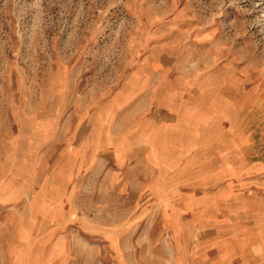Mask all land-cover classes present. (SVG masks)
<instances>
[{"label": "rangeland", "instance_id": "1", "mask_svg": "<svg viewBox=\"0 0 264 264\" xmlns=\"http://www.w3.org/2000/svg\"><path fill=\"white\" fill-rule=\"evenodd\" d=\"M122 96L138 117H75L106 147L85 184H62V155L58 178L24 186L36 114L51 129L58 106L62 141L73 104L119 109ZM0 117L23 134L4 163L0 264H50L34 254L76 232L96 264H264V0H0ZM39 189L54 233L38 226Z\"/></svg>", "mask_w": 264, "mask_h": 264}, {"label": "crops", "instance_id": "2", "mask_svg": "<svg viewBox=\"0 0 264 264\" xmlns=\"http://www.w3.org/2000/svg\"><path fill=\"white\" fill-rule=\"evenodd\" d=\"M132 89V88H131ZM60 96V95H59ZM57 95V99L62 102H69L68 97L65 99L59 98ZM130 98L128 96H122L121 101H119L118 107L114 104V102L107 103L105 107H96L94 109L89 108L88 110L85 108V106H81L80 112H77L76 114V106L75 104L72 105L70 109V113L67 115V117L74 121V123H78L75 128L69 130V132L66 135H62V141H59V131L58 129H55V123L58 122V117H62L61 113L58 112V106L54 108L57 114H55L56 118L55 120H52L50 128H48V124L43 123V117L40 115V113L35 115L36 117H41V120H39L40 124L38 125V129L34 130L35 135L31 133V138H26L24 136V147H30L32 149H25V154H35L34 162H35V175L34 179L32 177H28L27 174H23V172L20 175L21 179H24L25 183L24 186L34 185L42 186L47 184V181H44V176L46 180L55 179L58 178L57 174L58 172H54L55 166H51L53 162H57L60 156L69 155L68 160L70 161V164H68L67 170L65 172L64 178L61 180L62 184L65 186L67 185H78L85 184L87 175L89 173L90 167L92 162L96 164L97 161V155L100 153V151L106 150L105 142L102 141L101 135H95L88 134L87 133V126L88 119L87 118H78L75 117H138V106L139 103H135L136 100H132L131 104H129ZM56 102V101H55ZM57 103L60 104V102L57 101ZM58 104V105H59ZM36 105V104H35ZM38 105V104H37ZM36 105V106H37ZM51 105L54 106V103ZM129 106V109L123 110L121 107L123 106ZM60 107V106H59ZM116 107V108H115ZM38 109V107L36 108ZM75 111H74V110ZM118 109V114L116 115V110ZM39 110V109H38ZM64 110V109H63ZM104 110V111H103ZM124 111V112H123ZM123 112V113H122ZM40 115V116H39ZM57 115V116H56ZM34 119V121H35ZM17 120L16 117H0V186H8L10 187L13 185L14 176L10 174V172L7 170V166L4 165L5 161H11L10 154L12 153H19L20 150H18L15 147L16 139L21 138L19 137L20 133L22 132V129H20L18 123H17V134L15 140H11V132H14V126L12 124H16ZM47 122V121H46ZM72 127V126H71ZM105 137H107L105 135ZM18 140V139H17ZM16 148V149H15ZM27 158V157H26ZM25 158V162L27 159ZM24 161V159H23ZM94 166V165H93ZM6 168V169H5ZM50 170V177H46V170ZM45 170V172H44ZM86 173V174H85ZM85 174V175H84ZM12 178V180H11ZM55 181V180H54ZM53 182L50 181L49 184ZM7 187V188H8ZM6 190V188L4 189ZM3 191V190H2ZM25 195V194H24ZM34 198L36 201L41 203H44V205H40L41 208L38 210H35L34 213L36 214V219L41 220V224L38 225L41 229V233H44L45 230L51 228L52 233L55 231H58L56 228H53V226L58 227L59 223V217L58 213L53 209H46L44 206L46 205L48 199H45L43 196V191L40 189L37 190V192L34 194ZM24 199V198H23ZM4 201V195H0V201ZM53 202V199L52 201ZM47 207V206H46ZM80 211L75 210H68L66 212V218L74 219L73 225L75 226V223L79 222ZM85 216V213L83 214ZM37 222V221H36ZM39 224V222H38ZM79 227H82L85 232H88L87 225L84 223H77ZM37 227V226H36ZM73 231H75L73 229ZM101 231V230H100ZM89 234V233H87ZM100 234L104 235L102 238L111 240L113 237H106V234L104 232H100ZM52 235V234H51ZM100 235V237H101ZM111 235V234H110ZM114 237L116 235H113ZM90 239L91 236H89ZM73 241H67L65 244H57L53 243V235L49 237V241L52 240L49 243L48 247L42 246V248L39 250V253L34 254L37 256L40 260V262L45 261L46 259H49L50 264H62V260L66 259V264H96L95 260V251L97 252V247L93 244H91L90 241H85L84 239L79 237V234L76 232L72 235ZM101 238V239H102ZM43 238L39 239V242H42ZM122 240L120 241V244L122 243ZM38 242V243H39ZM47 243V242H46ZM43 244V243H40ZM39 244V245H40ZM113 244V243H112ZM41 246V245H40ZM46 246V245H45Z\"/></svg>", "mask_w": 264, "mask_h": 264}]
</instances>
